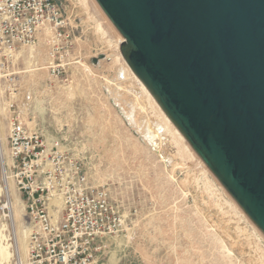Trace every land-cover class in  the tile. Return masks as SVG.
<instances>
[{"label":"rangeland","instance_id":"rangeland-1","mask_svg":"<svg viewBox=\"0 0 264 264\" xmlns=\"http://www.w3.org/2000/svg\"><path fill=\"white\" fill-rule=\"evenodd\" d=\"M58 1L74 21L76 55L93 75L86 76L75 65L59 79L50 77L41 70L46 62L42 46L33 48V59L23 49L0 71V245L10 257L0 264H17L16 251L21 255L19 222L12 219L11 225L6 217L8 199L16 202L14 210L27 226L22 197L8 170L5 103L12 90L26 126L48 142L60 140L82 160L90 183L108 189L122 216V232L107 239L95 264H264V235L185 141L184 153L191 152L192 158L183 163V155L167 139L150 142L143 137L141 127L150 126L154 118L145 111L137 82L118 80L111 60L92 63L104 55L93 23L76 0ZM86 2L120 53L106 16L94 0ZM203 174L218 196L205 191L199 180Z\"/></svg>","mask_w":264,"mask_h":264},{"label":"water","instance_id":"water-1","mask_svg":"<svg viewBox=\"0 0 264 264\" xmlns=\"http://www.w3.org/2000/svg\"><path fill=\"white\" fill-rule=\"evenodd\" d=\"M94 1L156 109L264 235V0Z\"/></svg>","mask_w":264,"mask_h":264},{"label":"built area","instance_id":"built-area-1","mask_svg":"<svg viewBox=\"0 0 264 264\" xmlns=\"http://www.w3.org/2000/svg\"><path fill=\"white\" fill-rule=\"evenodd\" d=\"M74 21L58 0H0V71L28 48L46 50L44 69L59 79L78 65ZM8 91L9 172L24 203L25 264H95L123 220L104 186L90 183L82 160L23 122Z\"/></svg>","mask_w":264,"mask_h":264},{"label":"bare ground","instance_id":"bare-ground-1","mask_svg":"<svg viewBox=\"0 0 264 264\" xmlns=\"http://www.w3.org/2000/svg\"><path fill=\"white\" fill-rule=\"evenodd\" d=\"M76 2L80 5V7L83 8L82 10L85 11L86 17H87L88 21H90V22L93 23L94 33H96V35L98 36L97 38L99 39L98 43H100L103 46V49H104V55H103L104 56V60L105 61L106 60H111V65H113L114 67L117 68L116 72L118 71L117 72V78H118V80L121 81V80H125V79L127 80L128 78H132L133 80H135V83L137 82V84H138V87L140 89L141 96L144 97L145 105H147V107H145V111H146V108H147V111L149 109V113L152 115L151 117L154 118V120L152 119L153 121H151L150 126H146V127L143 126V127H141L142 133L144 134L143 137L145 136L146 139L149 140L150 142H154L156 139H160V140H163L164 138L167 139L168 141H170V143L174 147H176L177 152L183 155L182 158H181V156H179L180 159H182L181 161L183 163L186 162V160L188 161L190 157L192 158V156H190L191 155L190 154L191 152L188 153L187 151H185V152H187V154L184 153V150H187L185 148L184 144H183L184 143V140L176 132V130L169 124V122L162 116V114L156 109L154 103L152 102V100H151L148 92L146 91L145 87L143 86V84L132 73V71L127 66L126 62L122 58V56L119 53V51L116 52V49H118V45L114 44L112 42V39H109L108 38L107 32L104 30V28L101 26V24L98 23L97 21H95L93 19L92 15L90 13V10L88 9L86 0H76ZM74 4H75V2H74ZM119 44H120V42H119ZM101 49H102V47H101ZM28 51H29L30 58L33 59L34 58V55L33 54L35 53L34 50H33V48H28L27 49V52ZM100 51H102V50H100ZM44 60H46V54H45V59ZM33 63L35 64V62H33ZM36 66H38L37 63H36ZM77 66H79V68L81 69V71L83 73H85V75L86 74L93 75V72L89 69V67H87L85 65V63L78 62V65ZM41 70H44V68L41 69ZM37 71H39V69H37ZM88 75H86V76H88ZM107 82H109V81H107ZM113 84L114 83L112 82L111 85H113ZM137 94H139V90H138V93ZM147 117H149V116H147ZM135 123L136 122L134 121V126H136ZM137 126H138V124H137ZM139 129H140V126H139ZM118 138H119V136H118ZM186 147H187V144H186ZM199 180H200V183L206 189L205 191L208 192V194L210 195V197H211V195H213L215 197L216 194L214 195V190H213L212 186L210 185V183L208 182L209 180L208 181L206 180L204 174L199 177ZM3 192L5 194V198L8 199V197H9L8 188L7 187L4 188ZM216 196H218V195H216ZM227 206H229V205H227ZM15 207H16V202L15 203H12L10 201V199H8L5 202V204H4V208L7 209L8 210V213H9L6 217L9 218V222H11V225L13 223L12 219L13 220L15 219V220H17L19 222L18 228H20V232L22 234V237L20 239L21 255H20V253L18 251H16L17 252V258H16V260H17V264H25L27 244H28V229H27V226H24V225L21 224V221H20V219H21L20 216L21 215H19V213L16 210H14ZM22 207L24 208V205ZM228 212H230V211L228 210L227 213ZM231 214H233V213H231ZM23 219H25V218H23ZM14 232H15V235H16V231L15 230H14ZM1 238H2V236H0V240H1ZM24 254H25V260H24ZM8 258H10V257H9V254H8L6 248L3 245H0V262L6 261Z\"/></svg>","mask_w":264,"mask_h":264}]
</instances>
